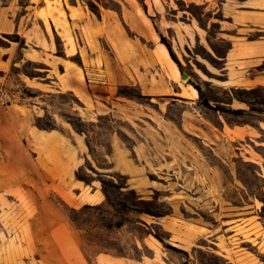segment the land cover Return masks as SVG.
Masks as SVG:
<instances>
[{
  "label": "crops",
  "instance_id": "1",
  "mask_svg": "<svg viewBox=\"0 0 264 264\" xmlns=\"http://www.w3.org/2000/svg\"><path fill=\"white\" fill-rule=\"evenodd\" d=\"M176 1L178 0H159V4L156 0H136L135 2L119 0V9L115 14L125 31L123 32L120 27H115L114 13L108 12V9L101 10L95 20L83 5V0H61V7L66 14L68 25L55 24L48 12L46 0H0V38L20 34L26 45L18 52L12 40H9L5 48L0 47V69L18 64L17 53L23 63L31 61L38 65L33 68L34 73L29 81L24 77L20 78L24 85L32 86L39 92L40 100L34 105L36 109H39L36 110L38 117L51 114L50 108L53 105L49 103L50 98L70 93L84 103L82 111L73 107L77 111L76 114L86 122H93L94 114H100L96 113L93 108L90 109L89 106L91 102L95 107V96H100L96 94L95 86L105 84L103 87L107 89L111 82L135 84L143 92H146L145 84H147L148 89L158 90L156 94L167 95L173 102H180L183 107L179 126L170 120H165L159 127L157 123H153L151 118L142 117L147 119L145 120L148 121L147 123L135 120L136 117H141L140 106L132 107L131 103L122 101L120 96L107 95L110 103L108 104L109 111L105 113L110 112L114 116L117 111H124L126 115L133 117L135 125L128 123V126L122 127L120 131L128 134L130 140H125L112 132L107 138L104 135L103 140L99 142L90 140L86 131L76 133L74 126L64 121L62 113L52 112L54 125L60 128H37L35 132L38 143L44 144V147L50 150V156L56 160V166H52L51 161L45 157L43 162L50 165L56 174L69 171L68 187L76 189L77 197L88 192V195L94 198L101 192L93 178L90 184H81L79 180L73 178L76 171L85 166L97 172H117L125 175L130 185L128 188H134L138 193H143L157 188L151 176L156 174H164L166 178L177 176L178 170H175L174 163V157H177L180 161L186 162L189 168L190 165L193 167L190 171L182 168V182L179 184L183 191L188 190L187 193H193L191 195L197 198L206 195L209 190L213 195L222 193V174L218 175L215 171L206 172L205 169L206 164L227 162L228 154L231 157L235 156L255 163L260 171L264 168V158H257L250 149L251 141H256L258 135L264 134V122L258 126L246 123L228 125L221 120L218 126L210 123L205 113L194 107L200 95L199 91L189 84L188 80H184L180 67L173 61L167 45L161 41V38L168 34L169 42L174 49L173 39L179 49L183 47L187 50L193 40L203 44L206 50L216 57L219 65L209 67L202 60L198 59V61L212 74L227 77L222 82L223 84L219 85L225 89L238 87L251 89L264 86V0H183L185 1L184 6L177 4ZM190 4L201 6L203 12L196 15L188 9ZM80 8L83 10V15L81 14V17L77 19L72 18V13L79 12ZM206 13H209L206 25L210 21L219 24V32L216 35L209 34L201 24ZM219 14L223 18H220ZM52 15L57 17L58 13L53 12ZM145 18L151 20V25L146 23ZM46 19L56 40L54 47ZM61 19L64 20L62 16ZM109 21L114 23L113 33H116L122 41V53L126 54V61L123 62L118 52L112 47V56L107 52L106 59L102 54L100 67L97 64L99 53L88 46L83 28L101 27L103 30L101 36H106L105 30L110 29ZM68 29L71 33H80L83 39V43L76 46L73 51L63 36ZM127 30L134 31L135 38L128 37L133 48L130 44H126ZM141 37L150 41L151 47L148 51L143 49ZM44 40L47 46L44 45ZM211 40H227L229 46L225 52L219 53L215 48H211L213 47ZM34 46H40V49ZM192 63V60L187 59V66H192ZM5 81H8L6 76L0 78V85ZM209 82L216 85L211 80ZM147 94L152 93L148 91ZM230 104L234 106L236 100L231 98ZM237 108L245 107L238 105ZM147 114L156 118L153 113ZM189 114L194 116L191 118L194 129L186 126V121L190 119ZM155 120L157 122L158 119ZM207 122L209 125L206 124ZM212 126L218 127L219 138L216 137V131L212 129ZM178 127L183 131L194 133L196 141L178 140ZM163 132L165 133L164 141L158 140V133ZM64 133L67 134L70 143L68 141L62 143L61 136L66 137ZM205 133L209 134L210 141L205 138ZM257 144L264 149V142H257ZM178 153H180L179 156ZM149 164L153 165V169ZM159 165L162 167L159 168ZM259 173L263 175L262 172ZM196 174L198 177H195ZM186 180H189L188 184L185 183ZM190 180H193V187H191ZM175 183H167L166 186L174 190L175 185L173 184ZM55 186H57L55 189L57 192H60L58 190L69 192V188L61 183L55 182ZM63 198L68 200L67 197ZM69 201L76 203L78 199L72 198ZM99 202L102 200L89 203ZM213 205L216 208L219 202L214 201ZM248 206H254V203ZM238 208L242 210L235 211L233 214H242L248 210L245 209L247 206L243 205ZM197 213L196 216H189L183 220L184 231L191 244L194 246L199 242L207 245L212 243L214 244L213 249L228 259L226 253L215 248L220 243L216 233L217 226L214 224L211 227L204 220L203 214L200 211ZM175 214L176 208L172 204L171 215L167 214L158 218L144 217L141 214L139 223L146 228L160 224L173 239ZM248 218L250 216H240L231 226L237 229L243 226ZM191 225L205 231L193 236L188 230ZM28 226L30 229L27 231L29 246H21L17 240H14L13 247L7 251V259L24 258L29 253L35 252L37 246L33 245L40 244L45 248L46 255L56 264H135L123 256L102 250L97 251L90 258L87 257L81 248L78 235L68 222L61 221L47 227L44 223L32 221ZM151 236L152 233L148 232L140 242H136V245L153 248L154 241ZM182 244L184 245L183 242ZM153 259L155 258H150V260ZM139 263L142 264L145 261Z\"/></svg>",
  "mask_w": 264,
  "mask_h": 264
},
{
  "label": "rangeland",
  "instance_id": "2",
  "mask_svg": "<svg viewBox=\"0 0 264 264\" xmlns=\"http://www.w3.org/2000/svg\"><path fill=\"white\" fill-rule=\"evenodd\" d=\"M83 1L88 13L93 15L95 20L101 10L108 9V12H112L116 16L115 12L119 9V0ZM135 1L132 0V2ZM156 1L160 4L159 0ZM46 2L48 12L55 24L68 25L66 14L61 7V0H46ZM176 2L181 6L185 5L183 0ZM188 9L196 15L203 12L202 7L196 4H190ZM53 12H57L58 16L54 17ZM81 14L83 15L82 8L79 12H73L71 16L77 19L81 17ZM61 16L64 20L61 19ZM208 16L209 13L204 15L201 24L209 34L216 35L219 32V24L210 21L206 25ZM218 16L223 18L220 14ZM145 21L151 25L150 19L145 18ZM114 22L115 27H120L121 31L125 32L117 16ZM108 23L110 29L105 30L106 36H101L103 31L101 27L83 28L88 46L99 53L97 64L100 67L102 54L106 59L107 52L112 56V47L118 52L121 60L126 61V54L122 53V41L116 33H113L114 23L111 21ZM46 25L54 47L56 40L47 19ZM75 25L78 28V25ZM127 32L126 44L128 45L130 44L128 37L135 38V34L133 30H127ZM63 36L66 43L71 46V51L83 43L80 33H71L69 29L63 33ZM164 39L171 45L168 34ZM9 40L14 42L17 52L26 46L22 36L14 34L9 37H1L0 47L5 48ZM140 40L143 49L148 51V48L151 47L150 41L144 37H141ZM161 41L163 42L162 38ZM211 42V46H213L211 48H215L219 53L225 52L229 46L227 40H211ZM173 43L175 47L174 49L171 45L173 53L183 67L180 68L181 72H186L189 75L184 80H188L189 84L196 83L201 87L202 94L199 95L194 107L204 112L210 123L218 126L219 120H221L228 125L246 123L258 126L264 122V86L254 89L242 87L225 89L219 85L223 84L222 82L227 77L212 74L198 61V59L202 60L209 67L219 65L216 57L208 52L203 44L193 40L185 50L183 47L179 49L174 39ZM44 45L47 46L46 41ZM130 47L133 48V44H130ZM34 48L40 49V46H34ZM18 56L17 53L18 64L0 69V78L6 76L8 79L0 85V90L15 95V102L8 105L0 103V264H56L46 255L45 248L40 244L33 245L37 246L35 252L29 253L24 258L19 260L6 258L7 251L11 250L14 245V240H17L21 246H29L27 231L30 230L28 225L32 221H39L47 227L61 221L68 222L78 235L83 252L89 258L97 251L102 250L123 256L135 264H140L139 262L142 261H145L142 264H152L153 262L156 264H264V168L260 171L255 163L235 156L231 157L228 154L227 162L206 164L205 169L206 172L215 171L218 175L222 174V193L213 195L209 190L206 195L197 198L191 195L193 193H187L188 190L183 191L179 184L182 182V168L190 171L193 170V167L190 165L189 168L186 162L180 161L177 157H174L175 170H178L177 176L166 178L164 174L153 175L151 178L157 188L149 189L143 193H138L134 188H128L130 185L125 175L117 172H97L93 171L91 167L85 166L76 171L73 178L79 180L81 184H90L93 178L101 192L94 198L90 197L88 192L77 197L76 189L68 187L69 171H61L56 174L50 165L43 162L45 157L51 161L52 166H56V160L50 156V150L45 148L44 144L38 143L35 132L37 128H60L54 125L52 112L62 113L64 121L71 123L76 133L86 131L90 140L99 142L103 140L104 135L107 138L112 132L125 140H130L128 134L120 131L122 127L128 126V123L135 125L133 117L126 115L124 111H117L114 116L110 112L105 113V111H109L108 104L110 103L107 95L120 96L122 101L131 103L132 107L140 106L141 119L136 117L135 120L147 123L148 121H145L147 119L142 117L151 118L153 123H157L159 127L165 120H170L179 126L183 107L180 102H173L167 95L156 94L158 90L148 89L147 84H145L146 92H143L135 84L111 82L107 89L103 87L105 84L95 86V92L100 96H95V107L91 102L89 106L90 109L93 108L96 113L100 114H94L93 122H86L76 114L77 111L73 107L82 111L84 103L70 93L50 98L49 103L53 105L50 108L51 114L38 117L36 110L39 109H36L34 105H36V101L40 100L39 92L34 87L24 85L20 81L21 77L29 81L30 76L34 73L33 68L38 65L31 61L23 63ZM172 59L179 66L173 57ZM187 59L193 61L192 66L186 65ZM148 91L152 94H147ZM231 98L236 100L234 106L230 104ZM238 105L245 107L243 114L234 113V110L239 109ZM147 113H153L154 117L158 119L157 122L156 118H152ZM189 115L190 119L186 121V126L194 129L191 121L194 116ZM206 124L209 125L208 122ZM178 129V140L196 141L194 133L183 131L180 127ZM212 129L216 131L215 135L219 138L218 127L212 126ZM161 134L158 133V140L164 141L165 133ZM204 135L210 141L209 134L205 133ZM65 136H61L62 143L65 141L70 143L67 134ZM257 142H264V134L258 135L256 141L250 143L251 151L257 158L262 159L264 158V149L258 146ZM167 159L169 160V158ZM149 166L153 169V165L149 164ZM159 166V168L162 167V165ZM259 172H262L263 175ZM195 177H198L197 174ZM188 181L186 180L185 183L188 184ZM192 181L190 180L191 187L194 184ZM55 182L69 188V192L63 190L57 192ZM171 182H176L173 184L175 185L174 190L166 186ZM63 197H67L68 200ZM72 198L78 199V201L76 203L69 201ZM100 200L102 202L97 204L89 203ZM214 201L219 202L216 208L213 205ZM250 203H254V206H248ZM172 204L176 208L173 218L175 228L173 239H171V234L160 224L146 228L139 223L141 214L144 217L158 218L167 214L171 215ZM242 205L247 206L245 209L248 210L242 214H233L235 211H241L242 209L238 206ZM199 211L211 227L214 224L217 226L216 233L220 243L215 248L226 253L228 259L213 249L214 244L207 245L204 242H199L193 246L190 239L187 238L183 220L189 216H196ZM214 212H216L215 215ZM240 216H250V218L245 220L243 226L235 229L231 224ZM37 230L38 228L36 233ZM188 230L192 231L193 236L205 231L193 225L189 226ZM148 232L152 233L153 248L136 245V242H140ZM152 257L155 259L150 260Z\"/></svg>",
  "mask_w": 264,
  "mask_h": 264
},
{
  "label": "trees",
  "instance_id": "3",
  "mask_svg": "<svg viewBox=\"0 0 264 264\" xmlns=\"http://www.w3.org/2000/svg\"><path fill=\"white\" fill-rule=\"evenodd\" d=\"M162 40H163V42L167 45V47H168V49H169V51H170L172 57H173V58L176 60V62L179 64L180 68H183L181 62H180L179 59L176 57V55L173 53V50H172V48H171V45L168 44V43L165 41L164 37H162ZM193 85H194L195 88L199 91V94L201 95V94H202V91H201V87H200V85H198V84H196V83H193ZM253 89H254V88H253ZM240 100H243V99H240ZM244 112H245L244 109H236V110H234V113H235V114H243Z\"/></svg>",
  "mask_w": 264,
  "mask_h": 264
},
{
  "label": "built area",
  "instance_id": "4",
  "mask_svg": "<svg viewBox=\"0 0 264 264\" xmlns=\"http://www.w3.org/2000/svg\"><path fill=\"white\" fill-rule=\"evenodd\" d=\"M13 102H15V95L14 94L0 90V103L8 105V104H11Z\"/></svg>",
  "mask_w": 264,
  "mask_h": 264
},
{
  "label": "water",
  "instance_id": "5",
  "mask_svg": "<svg viewBox=\"0 0 264 264\" xmlns=\"http://www.w3.org/2000/svg\"><path fill=\"white\" fill-rule=\"evenodd\" d=\"M182 76H183L184 78H186V77H188L189 75H188L186 72H182Z\"/></svg>",
  "mask_w": 264,
  "mask_h": 264
},
{
  "label": "bare ground",
  "instance_id": "6",
  "mask_svg": "<svg viewBox=\"0 0 264 264\" xmlns=\"http://www.w3.org/2000/svg\"><path fill=\"white\" fill-rule=\"evenodd\" d=\"M71 42H73V41H71ZM155 81V80H154ZM194 91L196 92V89H194ZM192 229H194V228H192ZM192 232V231H191ZM194 232H195V230H194Z\"/></svg>",
  "mask_w": 264,
  "mask_h": 264
}]
</instances>
